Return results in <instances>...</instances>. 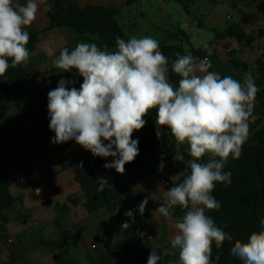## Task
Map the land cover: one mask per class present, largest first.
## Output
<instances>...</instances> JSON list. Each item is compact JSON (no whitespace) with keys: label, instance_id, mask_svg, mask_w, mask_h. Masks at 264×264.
Instances as JSON below:
<instances>
[{"label":"clouds","instance_id":"1","mask_svg":"<svg viewBox=\"0 0 264 264\" xmlns=\"http://www.w3.org/2000/svg\"><path fill=\"white\" fill-rule=\"evenodd\" d=\"M39 2L0 0V76L9 67L28 62L30 35L26 28L36 20ZM202 46L208 49L207 42ZM210 55L200 59L177 53L170 64L159 42L148 36L127 41L117 37L116 50L111 52L106 46L102 50L95 43H78L71 51L61 49L53 64L63 72L76 70L82 83L77 88L74 79L61 78L47 97L49 129L55 133L51 142L74 140L93 156L112 157L113 161L103 167L114 168L119 174H124L125 165L139 155V140L132 136L145 127V117L152 109L157 110V138L164 136L162 129L166 128L176 141L175 161L184 160L179 147L188 145L189 174L166 191L163 203L154 211L171 221L176 207L185 210L172 224L175 234L171 246L179 249V264H214L213 243L219 248L226 239L206 210L221 207L212 195L216 184L232 183V173L224 171L225 164L230 155L239 159L242 154L259 91L248 73L240 82L211 71ZM170 73L180 77L178 87L170 81ZM205 156L211 158L203 162ZM96 180L98 191L108 185L107 177ZM147 203L145 198L138 205L141 216ZM124 214L133 218L134 212ZM260 224L261 230L253 231L246 242L237 240L230 249L243 264H264V220ZM130 226L125 222L121 230ZM138 235L143 237L144 233ZM219 259L217 255L216 261ZM160 260V255L151 251L147 264Z\"/></svg>","mask_w":264,"mask_h":264},{"label":"trees","instance_id":"2","mask_svg":"<svg viewBox=\"0 0 264 264\" xmlns=\"http://www.w3.org/2000/svg\"><path fill=\"white\" fill-rule=\"evenodd\" d=\"M14 1L20 4H26L27 2V0ZM139 1L126 0L125 4L126 6H132ZM242 1L246 2L248 0ZM49 3V26L41 32L31 28L26 29L30 35L27 45L30 53L35 51L42 35L53 29H73L77 39L65 46L69 51L74 49L78 43H95L102 50L106 46V50L112 51L116 48L117 37L127 39L123 27L117 22L116 18L119 11L116 8L101 4H88L81 7L75 0H49ZM241 14L242 17L236 25L229 27L225 32L216 36V42L227 41L224 45L226 50L231 49L232 44L237 46L245 44V48L254 45L257 40L256 36L253 33H248L247 28L259 19L264 21V0L258 4L255 13L242 12ZM258 35L263 38L264 30H259ZM187 45H190L189 35L181 29L169 34L168 38L159 44L161 52L169 58L170 64L176 59L177 53L180 55L191 53V55L203 59L210 52L209 59L213 65L211 71L219 73L217 68L225 64L231 65L234 70L242 73H246L249 69L245 62L237 58L240 53L237 50L226 51L228 60L223 63L215 47L216 43L209 44L208 49L200 46L187 50ZM60 51L55 54L54 60L59 56ZM9 63L11 64V61ZM256 68L258 77L255 84L259 91L255 100L258 101V105L253 108L254 122L251 121V118L249 120L250 135L242 146L240 158L234 159L230 155L225 164L224 171L232 173V183L225 185L218 182L212 193L221 207L219 210H206V214L226 234V239L219 248L213 243L212 259L214 264H243L239 258L230 254V249L237 240L246 242L253 231L261 230L260 221L264 220V56L257 60ZM29 78L30 73L26 71L24 64H20L15 68L9 67L6 74L0 76V121L6 118L8 106L24 92ZM61 78L74 79L76 81L74 86L77 88L82 83V77L78 76L76 70L63 72L52 63L47 80L49 89L46 96L43 97L46 104H48L49 91L57 87ZM169 79L178 87L179 76L170 73ZM45 111L48 112V108H45ZM156 111V109L149 111L145 117L147 121L145 127L137 131V136H132V139L139 140V155L134 162L125 165L124 174L117 173L114 168L105 169L103 167L105 163L113 161L112 157L93 156L90 151L84 150L74 140L59 146L62 156L60 171L67 169L73 171L74 180L81 186L82 197L79 199L77 196L71 195L67 197L65 203L55 205L54 226L60 231V234L55 241L42 240L38 245L46 247L49 252H55L63 248L73 238L68 222L71 206L76 207L81 204L89 214H95L102 209L113 212L118 208H124L129 204V196L138 183L160 170L159 165L162 158L164 165L173 160L177 153L176 141L174 137L167 134L168 130L166 128L162 129L164 136L160 139L157 138ZM46 120H50L49 116H46ZM1 133L2 129L0 127ZM11 145L12 142L6 135L5 142L0 145V245L3 243V236L7 233L5 225L8 223V218L5 216V212L18 201L17 198L11 195L8 183L9 167L5 153ZM179 152L184 156V160L177 161L175 169L177 175H182L179 180L180 183L190 172L187 161L191 157L188 154L187 144L181 145ZM210 158L205 156L202 160L207 162ZM81 162H83V168L80 167ZM17 164L23 170L32 189L36 190L40 185L36 176L23 162L17 160ZM101 176L108 178V185L102 191H98L99 184L96 179ZM184 211L176 207L173 216L180 219ZM153 227L138 230L136 237L133 239L108 243L103 249L106 264L124 258L129 259L133 264H147L151 251H156L160 255L161 260L158 264H170L167 256L147 244L148 233L153 230ZM138 232H143L144 236L141 237ZM217 255L220 257L219 261H216ZM10 257L12 262L18 260L12 251Z\"/></svg>","mask_w":264,"mask_h":264},{"label":"crops","instance_id":"3","mask_svg":"<svg viewBox=\"0 0 264 264\" xmlns=\"http://www.w3.org/2000/svg\"><path fill=\"white\" fill-rule=\"evenodd\" d=\"M75 1L81 7H85L88 4H101L109 6L107 5V2H112V0ZM48 2L49 0H41V2H39L36 20L32 23L31 26L27 27L26 29L31 28L37 30V27H40V25L42 24V26H49ZM122 2H125V0H123ZM14 3H17V1H14ZM239 10L241 13L244 11L243 5L239 7ZM61 35L63 36L61 37ZM66 35L67 32L58 29L49 30L46 34L44 33L42 35V38L36 46L35 51L30 53L28 62L24 63L26 71L30 73L27 87L24 92L18 97V99L8 106V108L6 109V113H11V110H14L15 112H17V114L20 112L22 116L21 121H23L31 118L32 115L28 112L34 107L35 103L40 102L47 107L48 104L45 103L43 97L46 96L49 89L47 84V80L49 78V70L54 61L55 54L67 45L61 44L62 42H66L64 41V39H67ZM76 39L77 36H75V40ZM260 39H257L256 42ZM254 45L250 47L251 49H254L253 54L247 60H245L246 62L242 60L245 59V56H247L246 48L244 47L245 44H242L240 46L232 44L230 50L240 51L238 57L242 58L240 60H242L249 66L247 73L251 75L255 82L258 74L256 65L253 64L256 57ZM218 52L221 61L224 63L222 52ZM258 55L261 58L262 56H264V51H259ZM251 73L254 76H252ZM221 78L223 77L221 76ZM40 84L43 85L40 86ZM257 105L258 101L255 100L254 107ZM43 123L49 124L50 120H44L42 124ZM13 124L14 123L12 122V124L10 123L7 127L0 126L2 129V133L0 134V145L5 142L6 135L12 142L10 150L8 154H5V157L7 159L9 167L8 183L10 192L14 198L18 199V201L5 212V216L11 222H15V216L21 214L23 219L27 218L30 221L34 222V226L31 225L32 227L29 229V231L32 229L34 230V228H40V230L44 231V226H42L41 223L45 222L47 219H50V221H54L56 217L54 207L57 203H65L67 197L71 195H75L79 199H81V186L74 180V174L71 169L60 171V160L62 158L61 154H59L58 159L54 161V164L56 161L57 163L54 166L49 167L50 157L44 155L43 152H36L38 143H43V140H40L33 134H30L29 136V131L31 130L28 131L27 128L22 126V129L24 130L14 134L13 139L11 137V133L13 132ZM19 143L20 147L24 150L22 152L11 151L12 148L15 147V144ZM27 143L30 144L29 147L24 145ZM17 160L23 162L40 182V185L36 190H33L28 183L23 170L17 164ZM176 167L177 161L173 159L165 164L162 170L160 169L158 172H156V174L138 183L133 193L129 196V204L124 208H118L113 212H110L107 209H102L95 214H89L81 204L76 207H70L68 222L70 226L69 229L72 232L73 236L80 233V230L78 229L80 226L86 228L93 225L97 221H103L102 227L97 229L96 232H94L92 236L85 242V250H87L88 253L92 252L90 255L93 258H90L91 262L94 260L96 264H106V260H104V248L101 250L98 249V244L93 242V240L96 241V239H104L103 247H105L108 243L133 239L134 237H136L138 230H143L150 226H154L153 230L148 233V237L152 236L154 241L152 243L147 242V244H150L154 249L162 252L163 255L167 256V260L170 264H179V249L173 248L171 246V240L175 234V229L172 227V224L177 219L173 216L172 220L170 221L154 212L155 209L163 203L166 191L170 187L179 184V180L182 175L176 174ZM163 181H169L171 186L166 187ZM145 198H148V203L145 207L144 214L141 216L138 210V205ZM128 210H133V218L125 216L124 213ZM114 215L115 218L111 221L114 225V228L112 229L108 226L105 220ZM133 219L135 221L134 223H132ZM125 222H129L131 226L129 229L122 231L121 225ZM53 228H55V226H53ZM25 230L26 228L22 229L20 227L15 228L10 226L8 228V233H10L12 237L8 238L7 243L15 242L14 239L20 236L22 231L25 232ZM164 231H166V234H164ZM55 233L56 237L54 241L58 238L60 231L55 228ZM81 238L84 239L83 236H81ZM9 240H11V242H9ZM42 247L43 246L39 245L37 246V248L30 247L29 250H13V255L18 258V260L16 262H12V259L10 257L11 252L8 250V253L6 254L3 242L0 245V264H47V260L52 257L51 254L57 251L48 252L47 250H43ZM55 258L52 259L50 264H65L63 261H57ZM108 264L133 263L129 259L124 258L114 260Z\"/></svg>","mask_w":264,"mask_h":264},{"label":"rangeland","instance_id":"4","mask_svg":"<svg viewBox=\"0 0 264 264\" xmlns=\"http://www.w3.org/2000/svg\"><path fill=\"white\" fill-rule=\"evenodd\" d=\"M122 1L112 0V2H107V5L119 11L116 19L123 27L127 37L126 41L132 37L143 38L148 36L156 39L160 44L168 38L169 34L181 29L189 35L190 45L186 46L187 50L198 48L202 46L203 42H207L208 45L216 43L215 47L218 51L222 52L225 63L228 57L225 52H230V49L226 50L224 47L227 41L216 42V36L225 32L229 27L236 25L240 21L242 14L239 7L243 5V12L252 14L256 12L258 4L263 0H248L246 2L242 0H140L132 6H126L125 2ZM48 6V9H50L49 2ZM42 25L37 27L38 29L36 31L41 32L47 28ZM259 30H264V21L262 19H259L247 28V32L253 33L257 39H260L258 35ZM63 31L67 32V39L63 37L66 42H62L61 44L68 45L70 42L75 41L76 35L73 29H64ZM62 36L63 35H61V37ZM254 48L256 57L253 64L256 65L257 60L260 58L258 55L259 51H264V37L255 42ZM115 50L116 48L112 51ZM253 50L254 49L246 48L247 56H245V59L239 58L238 56L237 58L245 61L253 54ZM217 69L222 77L230 76L231 74V77L240 82L244 80L245 73L234 70L229 64L222 65ZM252 76L254 75L252 74ZM42 85L43 84H40V86ZM45 108L47 107L43 103H35L34 107L28 112L33 116L23 121H21L22 116L20 112L17 114V112L11 110V113L8 112L6 118L0 121V126L7 127L13 122V132L11 133L13 139L14 134L24 130L22 126L27 128L28 131L31 130L29 131V136L33 134L40 140H43V143H38L36 152H43L44 155L49 156V167H52L57 163L56 161L54 164V161L58 159V155L60 154L59 146L61 144H53L51 142L55 133L49 129V124H42V122L46 120V116H48V112L45 111ZM251 120L253 122L255 120L253 115ZM133 135L137 136L138 132H134ZM24 145L29 147L30 144L27 143ZM9 150L10 148L5 154H8ZM23 150L24 149L20 147L19 143L15 144V147H13L11 151L22 152ZM114 218L115 215L105 220L112 229L114 225L111 221ZM24 219L21 214L15 216V222H11L8 219V223L5 225L7 233L3 236L6 254L8 250L11 252L13 250H29L30 247L37 248L41 240L54 241L56 237L55 228H53L54 221L47 219L45 222L41 223V225L44 226V233L40 228H34V230L32 229L29 231L32 227L31 225L34 226V222L27 218ZM102 223L103 221H97L86 228L80 226L78 228L80 230V233H78L79 236H73L63 248L51 254L52 257H50L46 263L50 264L52 259L56 257L55 259L57 261H63L65 264H96L94 260L92 261L93 263L91 262L90 258L93 259L92 256H90L92 252L88 253V251L85 250V242L97 229L102 227ZM10 226L15 228L20 227L22 229L26 228L25 232L22 231L21 235L14 239L16 243H7L8 238L12 237L10 233H8V228ZM164 234H166V231H164ZM81 236H83L84 239H82ZM93 242L98 244V249L101 250L104 248V239H96V241L93 240ZM42 248L49 252L46 247L43 246Z\"/></svg>","mask_w":264,"mask_h":264},{"label":"built area","instance_id":"5","mask_svg":"<svg viewBox=\"0 0 264 264\" xmlns=\"http://www.w3.org/2000/svg\"><path fill=\"white\" fill-rule=\"evenodd\" d=\"M163 183H164V185L166 186V187H170L171 186V184H170V182L169 181H163ZM154 240H153V237L152 236H150V237H148V243H152ZM9 242H11V240H9Z\"/></svg>","mask_w":264,"mask_h":264}]
</instances>
